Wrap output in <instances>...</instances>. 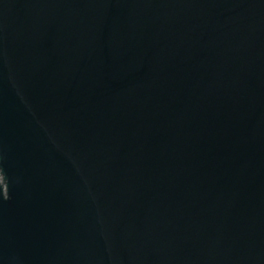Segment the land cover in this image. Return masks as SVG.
<instances>
[{"label":"water","instance_id":"obj_1","mask_svg":"<svg viewBox=\"0 0 264 264\" xmlns=\"http://www.w3.org/2000/svg\"><path fill=\"white\" fill-rule=\"evenodd\" d=\"M0 264H264V0H0Z\"/></svg>","mask_w":264,"mask_h":264}]
</instances>
